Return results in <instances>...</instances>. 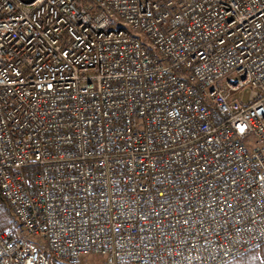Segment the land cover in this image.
Wrapping results in <instances>:
<instances>
[{
	"label": "built area",
	"instance_id": "obj_1",
	"mask_svg": "<svg viewBox=\"0 0 264 264\" xmlns=\"http://www.w3.org/2000/svg\"><path fill=\"white\" fill-rule=\"evenodd\" d=\"M0 200V264L258 249L264 0H0Z\"/></svg>",
	"mask_w": 264,
	"mask_h": 264
},
{
	"label": "trees",
	"instance_id": "obj_2",
	"mask_svg": "<svg viewBox=\"0 0 264 264\" xmlns=\"http://www.w3.org/2000/svg\"><path fill=\"white\" fill-rule=\"evenodd\" d=\"M33 168H27L24 170V173L27 178H30V174L32 173ZM11 217L9 211L1 203L0 200V231L4 230L5 228L9 227L14 221ZM264 261V243L256 250L250 251L243 256L230 261L226 264H263ZM50 264H59L54 260L50 259Z\"/></svg>",
	"mask_w": 264,
	"mask_h": 264
},
{
	"label": "rangeland",
	"instance_id": "obj_3",
	"mask_svg": "<svg viewBox=\"0 0 264 264\" xmlns=\"http://www.w3.org/2000/svg\"><path fill=\"white\" fill-rule=\"evenodd\" d=\"M9 227L14 228L17 233L19 232V229L17 228L15 221ZM82 264H103V259L100 257L89 256L83 259Z\"/></svg>",
	"mask_w": 264,
	"mask_h": 264
}]
</instances>
